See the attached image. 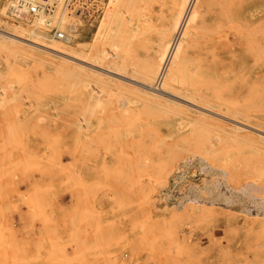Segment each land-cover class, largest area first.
Here are the masks:
<instances>
[{
    "label": "rangeland",
    "instance_id": "1",
    "mask_svg": "<svg viewBox=\"0 0 264 264\" xmlns=\"http://www.w3.org/2000/svg\"><path fill=\"white\" fill-rule=\"evenodd\" d=\"M7 3L0 264H264V0H110L70 39L120 70L37 49Z\"/></svg>",
    "mask_w": 264,
    "mask_h": 264
},
{
    "label": "bare ground",
    "instance_id": "2",
    "mask_svg": "<svg viewBox=\"0 0 264 264\" xmlns=\"http://www.w3.org/2000/svg\"><path fill=\"white\" fill-rule=\"evenodd\" d=\"M17 2L18 0H8V3L6 5H4V9H6L8 6H11L14 8V11L15 12H19L21 13L23 11V9L21 7H18L17 6ZM54 7V6H53ZM54 9V8H53ZM3 10L0 9V13L2 12ZM33 15H37L36 18H34V20H32L30 26H23V25H18V27L23 31H30L31 33H33L34 35V40H32V43L36 44V48L41 50V51H44L46 53H50L56 57H60L61 59H67L70 60L69 58H74V59H78V60H82V61H86L88 63H91L93 65H95L94 63L90 62V60H88L87 58H89L87 55L88 54H93V55H96L97 58L103 62L105 65L107 66H110L111 68H114V69H117V70H120V69H123V68H128L127 66V63L123 62V60L119 59V57H117V55H113V56H107L105 55L106 54V51H105V54L103 51H101L100 49H96L95 51L93 52H90L89 50V46L88 44L86 43H80V42H77L75 41L73 38L70 39V34H67L68 36L66 38H60V39H66L67 41H69L68 43L67 42H62L61 40H54L55 38L54 37H57L56 34H54L53 36H45L44 34L40 33V32H36L34 31L31 27L36 25L37 23H44L43 20L45 19L43 13H35ZM1 20V19H0ZM26 20V19H25ZM24 21V20H23ZM31 21V20H30ZM27 22V21H26ZM8 30V29H7ZM108 32H111V30H113V28L111 26L108 27ZM68 32L70 31L69 29L67 30ZM7 32V31H6ZM54 33V32H53ZM14 36L17 35V34H13ZM2 36V35H1ZM6 37V36H4ZM14 39V38H13ZM13 39H10L11 41H13ZM16 40V39H15ZM30 40V39H29ZM19 41V40H18ZM17 41V42H18ZM24 43V42H23ZM29 45V44H28ZM112 45V48L116 49L118 48L116 42H112L111 43ZM1 48H5L4 46L1 47ZM112 49H110L111 51ZM107 53H109V51H107ZM73 63H76V62H73ZM78 63V62H77ZM79 65V64H78ZM99 66V65H98ZM101 66V65H100ZM99 66V67H100ZM86 67V66H85ZM102 69H105L102 68ZM107 71H110V72H114V71H111L110 69H106ZM96 71V70H95ZM116 78V77H115ZM127 78V77H126ZM114 79V78H113ZM130 79V78H129ZM131 80V79H130ZM95 82V81H94ZM137 82V81H136ZM139 82V81H138ZM94 85V84H93ZM151 87V86H150ZM103 85L102 84H96L92 90L94 91H99V90H103ZM2 90L0 91V102L2 103L1 101V95L3 96V91L6 92L7 90L5 89V87L1 88ZM9 89V87H8ZM4 106V105H2ZM1 107V106H0ZM1 124V123H0ZM2 129V128H1ZM3 136V135H2ZM6 143V142H4ZM7 145V144H6ZM205 184V183H204ZM192 189V188H191ZM212 190V189H211Z\"/></svg>",
    "mask_w": 264,
    "mask_h": 264
},
{
    "label": "built area",
    "instance_id": "3",
    "mask_svg": "<svg viewBox=\"0 0 264 264\" xmlns=\"http://www.w3.org/2000/svg\"><path fill=\"white\" fill-rule=\"evenodd\" d=\"M57 0H18L17 6L23 9L24 14L33 15L35 13H43L45 15H50L53 11V5ZM110 0H76L70 4L74 10V19L70 20L68 25L69 32L60 31L56 29L54 34L60 38H66L68 35L76 32V24L78 21H92L102 15L104 5ZM52 5V6H51ZM53 34V35H54Z\"/></svg>",
    "mask_w": 264,
    "mask_h": 264
}]
</instances>
